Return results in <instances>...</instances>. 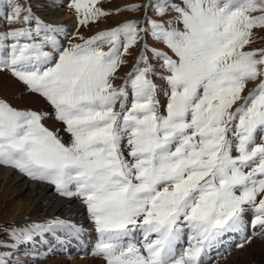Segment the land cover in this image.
<instances>
[{
	"label": "snow or ice",
	"instance_id": "6c2138e0",
	"mask_svg": "<svg viewBox=\"0 0 264 264\" xmlns=\"http://www.w3.org/2000/svg\"><path fill=\"white\" fill-rule=\"evenodd\" d=\"M99 3L67 0L75 42L31 0H0V73L67 134L0 97V166L79 199L101 264H211L226 235H264V0H142L86 38L109 15ZM83 230L59 216L0 227V264H26L11 257L37 235Z\"/></svg>",
	"mask_w": 264,
	"mask_h": 264
},
{
	"label": "rangeland",
	"instance_id": "374dc122",
	"mask_svg": "<svg viewBox=\"0 0 264 264\" xmlns=\"http://www.w3.org/2000/svg\"><path fill=\"white\" fill-rule=\"evenodd\" d=\"M54 2L55 0H31L33 11L36 12L37 15H40L43 18L46 17L48 10L50 9L49 4ZM140 2H142V0H100L98 6L101 7L103 10L108 11L109 15L107 17L101 18L99 22H94L87 26L79 27V33L87 38L88 36L94 34L96 31L113 27L117 23L122 22L125 19L134 18L135 16L138 15L137 13L131 11L116 12L115 9L118 7L123 8V6L128 4L140 3ZM63 8L69 14L73 15L75 19H77L75 14L72 11H70L69 8L67 7V1L64 4ZM66 23L67 22H60V24H64L67 28ZM76 29H77V22L73 30L70 31L67 29V31L69 32L70 35H72V38L75 42H80L73 35L76 32ZM260 35L264 36V33H260ZM63 43L67 45L68 41L63 40ZM259 46H264V40H258L257 43L253 45V47H259ZM130 66H131V59L129 61V66L122 68L119 74L123 75L125 71L129 70ZM115 83L120 84L122 83V81L117 80ZM249 87H252V85L250 84ZM0 97L8 99L13 105L18 107L31 108L33 110H43L48 112L50 114V118L44 121L45 126L49 127L53 131L59 129L60 135L65 139H67V134L63 131L64 125L54 118L53 109L51 105L42 96L36 94H29L28 92H26L24 85L19 83L7 72L0 73ZM1 169L6 170L4 168ZM14 176L17 177L19 180L23 181V183H25L23 190L26 186L30 187L41 184V182L34 181L28 178L27 176L24 178H20V176H25L21 173L20 175L14 173ZM45 185H47L48 188L53 187L48 183H45ZM26 193L27 192H25V196L16 197V195L14 196V194L12 195V193H8L7 191L6 192L0 191V227H5L10 224L16 226L22 223H29L33 221L40 222L47 218L53 217V206L48 209L38 207L35 210V213L32 215L30 214L28 215V212L31 210L30 208H28L22 215H19L17 217L15 206L18 203H25V207L26 205L30 206L31 203L32 204L35 203V201L31 199V197L29 198L26 197ZM56 197L63 199V197L59 196L58 194L56 195ZM66 200H70V199L66 198ZM77 203L81 207H84V214L82 218H86L87 220H90L88 218V213L85 206L81 203L80 200ZM71 207L70 210L73 209ZM68 211H69L68 208L65 209L62 212L63 216L66 215ZM65 218L70 219L72 221L74 220L73 218H68V217ZM83 229L84 230L81 232L80 237H82V235L85 234L83 235L84 238H82V241L89 244L88 248L90 249L92 245V241L94 240V236L97 237V233L95 232L94 226L91 221L87 222ZM61 232L62 231L57 232L55 235L44 234L43 237L37 235L32 241H29L26 244H22L18 249L19 251L16 252V255H13L11 259L12 260L20 259L22 261H25L26 264H69V261L73 256L74 257L79 256L78 259L82 260L83 255L81 254L79 255V253H77L78 249L80 250L81 248L82 253L84 251L83 249L86 250L89 249L85 248V246H81V244H78V242H75L73 244L76 247L75 251L73 250L74 249L73 247L71 250H69L70 248L69 249L66 248L65 252L64 251L61 252L62 249L64 248H62L59 243L62 240L68 239V235H66L64 232L62 233ZM4 238L7 239V237ZM42 239L49 241L50 244H40L43 242ZM85 239L88 241H86ZM59 247H61L62 249L60 248L61 249L60 250Z\"/></svg>",
	"mask_w": 264,
	"mask_h": 264
},
{
	"label": "bare ground",
	"instance_id": "6f19581e",
	"mask_svg": "<svg viewBox=\"0 0 264 264\" xmlns=\"http://www.w3.org/2000/svg\"><path fill=\"white\" fill-rule=\"evenodd\" d=\"M66 1L67 0H55L54 3L49 4L50 9L48 10L46 17L44 18L46 20H52L58 23L67 22L66 23L67 29L71 31L74 29L76 25V19L73 15L69 14L63 8ZM24 186L25 183H23V181L15 177L14 172H10V170L8 171L0 168V191L2 192L7 191L8 193H12V195L14 194V196L16 195V197L25 196V192H27L26 197L27 198L31 197V199L35 201L34 204L31 203L30 206L26 205V207H25V203H18L15 206L17 217L19 215H22L28 208L31 209L28 212V215L29 214L32 215L35 213V210L38 207L48 209L53 206V217L54 216H59L62 218L68 217V218H73L74 221L80 219L82 220V216L84 214V208L78 205L77 202L79 201V199L73 198L70 200H66V198L63 199L58 198L56 197L57 193L54 191V188L53 187L48 188V186L45 185V182H41V184H38L36 186H30V187L26 186L23 190ZM70 207L73 209L70 210ZM67 208L69 209V211L66 213V215L63 216L62 212ZM247 219L249 220L251 219V214H249ZM25 224L27 223H22L16 226L14 225L12 226L17 227V226H23ZM66 235H68V239H70L71 241L69 240L62 241L60 245L63 244L61 246L62 248L69 249V245L73 244L72 242L76 240L75 237L78 236L79 234L77 235L66 234ZM245 235L252 237L251 243L245 244L243 248L237 247V245L242 242V237ZM186 239L187 237H185V240ZM96 242L97 239L92 242L93 244L90 249L88 248L89 250L84 251V253H80L81 255H83L82 260L78 259L79 256L78 257L73 256L70 259L69 264H101V261L91 254L92 249L96 244ZM85 243L86 242H84V244ZM13 251H15V249H13ZM209 259L211 260V264H264V235H259V234L253 235L250 226L246 229L244 233H230L226 235L222 239L221 243L217 246V248L210 253Z\"/></svg>",
	"mask_w": 264,
	"mask_h": 264
}]
</instances>
